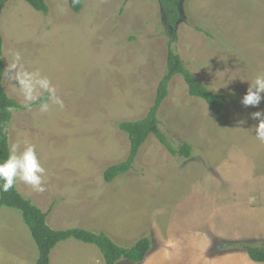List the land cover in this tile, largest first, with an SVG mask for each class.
<instances>
[{
	"label": "rangeland",
	"instance_id": "rangeland-1",
	"mask_svg": "<svg viewBox=\"0 0 264 264\" xmlns=\"http://www.w3.org/2000/svg\"><path fill=\"white\" fill-rule=\"evenodd\" d=\"M46 2L48 14L24 0H6L0 11L6 65L9 49L20 51L24 68L48 76L64 101L46 114L39 104L29 111L4 75L20 106L9 143L34 145L46 170L45 191L17 182L18 191L49 213L56 230L105 231L123 246L149 237L141 264H263L244 251L215 250L220 241L264 244V142L251 118L264 101L241 104L249 81L264 72V0H182L175 30L159 0H86L79 13L69 0ZM170 40L199 81L228 95L225 108L215 115L177 75L158 113L160 128L174 144L191 143L194 156H173L151 135L133 169L107 182L105 170L130 151L119 124L144 118L154 104ZM37 257L21 212L3 206L0 264H35ZM50 264L105 262L98 247L70 238Z\"/></svg>",
	"mask_w": 264,
	"mask_h": 264
},
{
	"label": "trees",
	"instance_id": "trees-1",
	"mask_svg": "<svg viewBox=\"0 0 264 264\" xmlns=\"http://www.w3.org/2000/svg\"><path fill=\"white\" fill-rule=\"evenodd\" d=\"M34 9L48 14L49 6L46 0H24ZM6 0H0V11ZM86 0H69V7L76 13L82 11ZM163 10L166 12L167 20L172 30L177 28L181 20L180 5L182 0H159ZM4 43L0 31V161L6 159L9 150V137L7 128L13 117V110L20 107L18 102L11 98L4 87V68L6 61L3 55ZM181 75L188 85L189 94L193 97L203 99L215 115H220L228 95L212 91L207 85L197 79L195 74L187 67L182 57L175 51L173 41L168 42V54L165 73L158 85L154 104L147 115L139 120L123 121L119 128L125 132L130 141L128 157L117 164L111 165L105 170L104 178L112 182L133 169L136 158L151 135L158 140L173 155L185 159L194 156V147L191 143L182 141L174 144L169 134L160 128L159 110L169 95V83ZM47 95H44L46 97ZM36 104H39L37 102ZM2 184V182H0ZM3 206L17 209L21 212L24 222L30 229V233L38 248V257L35 264H50L51 254L56 246L70 238L93 244L103 255L105 264H117L121 259H126L133 264H141L149 255L152 249V240L145 236L139 238L131 246H123L117 243L107 232L95 231L85 228H69L56 230L48 224V212L42 211L32 200L24 197L17 189L16 184L8 191L0 187V210ZM222 245L215 250L219 253L244 251L249 258L258 263L264 264V244L256 246L249 240L220 241Z\"/></svg>",
	"mask_w": 264,
	"mask_h": 264
},
{
	"label": "clouds",
	"instance_id": "clouds-1",
	"mask_svg": "<svg viewBox=\"0 0 264 264\" xmlns=\"http://www.w3.org/2000/svg\"><path fill=\"white\" fill-rule=\"evenodd\" d=\"M7 55L10 57V62L4 68V75L13 82L14 89L22 98L23 107L32 111V106L39 102L38 111L41 114L49 113L52 106H58L60 109L64 107L63 99L57 94V88L48 76L43 75L39 70H26L20 51L9 49ZM249 82L241 104L245 108L259 107L264 101V72L256 74ZM45 93L46 97H44ZM251 118L259 121L254 127L255 138L264 142V110L252 112ZM45 171L34 145L24 141L21 150V142L11 143L7 158L0 161V182H2L0 187L8 191L17 182H23L34 191L43 192Z\"/></svg>",
	"mask_w": 264,
	"mask_h": 264
}]
</instances>
